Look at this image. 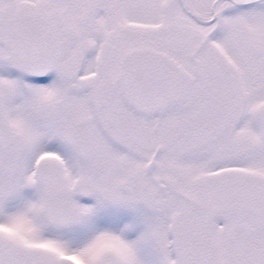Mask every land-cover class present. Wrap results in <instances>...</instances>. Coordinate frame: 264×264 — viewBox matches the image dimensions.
<instances>
[{
	"label": "snow or ice",
	"instance_id": "1",
	"mask_svg": "<svg viewBox=\"0 0 264 264\" xmlns=\"http://www.w3.org/2000/svg\"><path fill=\"white\" fill-rule=\"evenodd\" d=\"M0 264H264V0H0Z\"/></svg>",
	"mask_w": 264,
	"mask_h": 264
}]
</instances>
